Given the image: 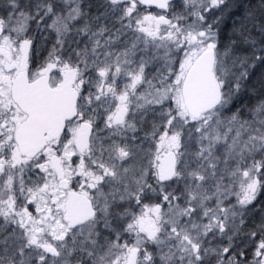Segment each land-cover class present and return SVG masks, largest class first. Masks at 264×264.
Masks as SVG:
<instances>
[{
    "label": "snow or ice",
    "instance_id": "1",
    "mask_svg": "<svg viewBox=\"0 0 264 264\" xmlns=\"http://www.w3.org/2000/svg\"><path fill=\"white\" fill-rule=\"evenodd\" d=\"M0 264H264V0H0Z\"/></svg>",
    "mask_w": 264,
    "mask_h": 264
}]
</instances>
